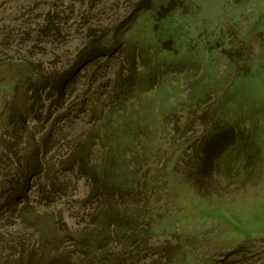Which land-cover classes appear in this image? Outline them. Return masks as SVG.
<instances>
[{
	"label": "rangeland",
	"instance_id": "374dc122",
	"mask_svg": "<svg viewBox=\"0 0 264 264\" xmlns=\"http://www.w3.org/2000/svg\"><path fill=\"white\" fill-rule=\"evenodd\" d=\"M146 68L159 81L143 92ZM214 131L236 149L182 160ZM131 154L158 184L119 264H264V0H0V264H103L78 241L102 205L91 173L128 175ZM191 160L206 194L178 179ZM226 168L242 178L217 191Z\"/></svg>",
	"mask_w": 264,
	"mask_h": 264
},
{
	"label": "trees",
	"instance_id": "16d2710c",
	"mask_svg": "<svg viewBox=\"0 0 264 264\" xmlns=\"http://www.w3.org/2000/svg\"><path fill=\"white\" fill-rule=\"evenodd\" d=\"M145 8H149V7H145ZM150 9L152 10V8H150ZM152 15L154 16L153 13H152ZM153 37H154V40L156 42L158 39L155 38L154 34H153ZM99 46H100L101 50L111 51V49L113 48L112 45L108 44L107 41L105 44L102 42V45L99 44ZM86 47H88V46H86ZM86 47H84L81 50V52L78 55V59L80 58L81 54L87 49ZM95 50H97V48H95ZM92 51H93V48H90V53H88L90 56L89 59H93L96 56L104 53L102 51H100V52L97 51L96 53H92ZM149 71L150 70L148 68H146L145 71L137 73V76L135 77L137 86H141V87H139V89L143 92L149 91L159 81V79L157 77H151L152 75H150V74L148 75ZM126 83H127L126 78L125 79L124 78L115 79V87L117 88L116 91H118L120 89V87L124 86ZM42 87H45V86H42ZM51 87L53 88V86H51ZM52 88L50 89V86L48 85L44 88V90L46 89V92H47L49 90H53ZM40 89L43 90V88H40ZM128 89H129V87H127L125 89V91H123V93L121 94L122 98L128 99L131 96L129 93L130 91ZM46 97H48V96H46ZM120 107H121L120 111L124 110V113H126L125 106L120 105ZM116 113H118V111ZM113 115H114V111H112V110L107 113V116H108L107 117V121H108L107 125H110L109 122H111V119L114 118ZM122 119H123V115H119V117L116 118V121L121 122ZM204 137H206L205 139H207V141L206 142L203 141V143L199 144L198 147L194 150V154L190 153V154L186 155L185 157H183L182 160L189 159V158H191V159L195 158L198 160L199 159L211 160V159L215 158L216 152H219V151H221L223 149H227V148L228 149H236L233 147L238 140V138L235 135H232V137L229 140H227L223 136L218 137V134L215 133V131H214L213 133H207V135H204ZM218 138H220L221 141L224 143V144L220 145L219 149L216 146V142H217ZM103 143H105V142H103V140H102V145H103ZM134 145H135V143H134ZM104 146H105V148H107V152H108L109 148H110V144L105 143ZM245 150H247V145L242 143L241 147L238 148V150H236L233 153L236 157H238V159H236L237 163L242 165V168L239 167V169H238V170H240V174H241V171L244 170L243 168H245L246 163L249 162L247 157H246V154H244ZM148 155L150 156L151 152L145 153V156H143L142 158L146 159ZM126 158H127V156H125V159ZM131 158H132L131 161L128 158L126 161V164H125V165H127V171L130 174H128V175L122 174V169H121L120 173H118V175H117L116 180L111 179L110 181H107V179H106V174H110V173L113 174L115 171L113 163L102 165V166H100V168L97 167L91 173L92 189H91V193L89 194V196L92 197L94 195V193H96V195L102 194V197L97 200V204L102 203V205H101L100 213L97 214L96 217L94 218V223H93L91 229L82 230L81 235H80L82 237L81 238L82 241L81 240H78V241H79L80 245H87L86 247H88V248L86 250H88L90 254L94 255V259L102 260L103 264H119L120 260L116 259L115 254L127 253L129 250H132L134 244L136 243V240L138 238H142L143 233H138L139 229L136 227L138 226V224L142 220V214L138 213V208H139L140 204L142 203V201H145L144 200L145 199V193L143 191L145 190V188L150 189L151 187H155L158 184L154 180H151V185L148 186V183L143 181V180L147 179V177H145V179H143L142 174L139 173V169L141 167L140 166L141 161L137 160V158H135V156L133 154H131ZM189 164L192 167L195 166L197 168L196 172L193 174H189L185 178H180L178 176V179L183 181V180H188V178H189V179H191V181L193 183H198L199 186H201V184H202L203 187L201 186V190L204 191L206 194L207 193L206 189L211 190V187L208 184L203 183V178L206 177V175H207L206 172L204 171L202 173L203 174L202 176H198V165L193 163L192 160H191V163H189ZM103 166H107V170L105 171V173H104V169H102ZM223 171L225 172V174H224L225 182L223 180V182L220 181L218 183L217 187L212 186L215 189H217V191H220V190L226 188V185L228 183V182H226V179L238 181L240 178H242V176L240 178H236V174L230 173L228 168H226ZM177 175H178V172H177ZM247 177L249 178V176H247ZM247 177L243 176L244 179H241L242 182H245ZM113 195H114V197H113ZM143 195H144V197H143ZM127 198H128V200H127ZM121 199H123V200H121ZM114 214H116L115 217H114ZM111 217H114V218L109 219ZM110 227L115 229L116 237H120V239H116V240L110 239L111 237H110L109 233L111 234V232H112ZM116 231L118 232L119 236H118ZM118 242H122V245H123V248L118 253H114V254L110 253V252H107L106 254L98 253V249H99L100 245L103 244L104 246H107L108 251H109L110 249H113L114 248L113 245L117 244ZM137 243H139V242H137ZM199 262H200V264L204 263L202 259Z\"/></svg>",
	"mask_w": 264,
	"mask_h": 264
}]
</instances>
